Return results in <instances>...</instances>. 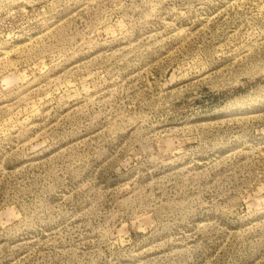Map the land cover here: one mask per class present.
Here are the masks:
<instances>
[{
    "label": "rangeland",
    "instance_id": "rangeland-1",
    "mask_svg": "<svg viewBox=\"0 0 264 264\" xmlns=\"http://www.w3.org/2000/svg\"><path fill=\"white\" fill-rule=\"evenodd\" d=\"M0 264H264V0H0Z\"/></svg>",
    "mask_w": 264,
    "mask_h": 264
}]
</instances>
